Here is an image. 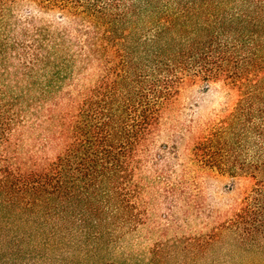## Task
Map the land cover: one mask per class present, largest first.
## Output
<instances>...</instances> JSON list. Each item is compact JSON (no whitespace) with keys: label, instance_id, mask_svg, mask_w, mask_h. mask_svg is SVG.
Here are the masks:
<instances>
[{"label":"trees","instance_id":"16d2710c","mask_svg":"<svg viewBox=\"0 0 264 264\" xmlns=\"http://www.w3.org/2000/svg\"><path fill=\"white\" fill-rule=\"evenodd\" d=\"M226 237L264 249V0H0V264H199Z\"/></svg>","mask_w":264,"mask_h":264},{"label":"rangeland","instance_id":"374dc122","mask_svg":"<svg viewBox=\"0 0 264 264\" xmlns=\"http://www.w3.org/2000/svg\"><path fill=\"white\" fill-rule=\"evenodd\" d=\"M59 12L51 13L48 17L56 19L59 17ZM225 103L224 96L222 94L221 88L218 85H212L209 90H205L202 86L191 87L187 91L183 92L180 102L174 105L175 110H170L166 115V122L162 132V136L159 138V143L172 142L170 138L171 131L176 125L182 123H188L192 116H196L199 119H206L212 115L218 109H221ZM208 187L206 188V193L210 198L211 203L215 207H226L227 202L230 201L235 191L240 186L237 179L231 176H223L220 174L207 175ZM254 180H250L247 186H253ZM217 243L212 250L208 253L199 264H264V249L255 254L253 257H248V254H242L237 248L232 246L227 241ZM141 241V240H140ZM151 244L149 240H144L142 242ZM119 252L121 255L126 253V250L117 248L115 254Z\"/></svg>","mask_w":264,"mask_h":264}]
</instances>
